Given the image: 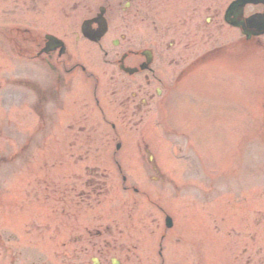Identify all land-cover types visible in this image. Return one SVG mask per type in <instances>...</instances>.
<instances>
[{"label":"rangeland","instance_id":"374dc122","mask_svg":"<svg viewBox=\"0 0 264 264\" xmlns=\"http://www.w3.org/2000/svg\"><path fill=\"white\" fill-rule=\"evenodd\" d=\"M203 3L205 7L200 6ZM214 4L198 0L196 5L203 12L194 17L200 14L206 20V10ZM49 9L48 14L53 8ZM38 10L42 15L44 8ZM36 18L33 24L41 25ZM3 20L0 18V24ZM153 20L147 22L150 27ZM138 21L129 22V46L153 41L142 34ZM115 37L112 34L105 44L112 46ZM228 38L225 32L220 41ZM191 39L194 49L205 48L200 33L194 31ZM67 40L73 52L97 47L83 40L77 43L73 36ZM166 40L170 39L162 41ZM226 63L216 62L222 68ZM259 63L263 69L264 60ZM0 65L13 69L1 55ZM250 71V62L244 60L237 79L217 86L225 95L242 99V108L223 109V105L213 117L205 114L211 106L205 105V78L201 77L197 82L203 93L195 87L188 90L186 81L160 116L154 110L146 115L142 134L122 135L119 158L127 165L128 184L138 185L140 193L125 191L117 168L108 163L114 135L97 134L92 140L84 135L64 136V158L74 152L90 159L93 169L53 168L48 160L59 158L63 144L61 135L52 133L67 126L64 114L55 122L40 121L26 111L27 105H20L26 97L11 94L7 79L0 76V264H91L95 250L90 242L98 240L97 230L105 232L108 225L113 236L104 233L102 239L114 242V253L123 264H264V115L258 113L254 118L246 111L249 103L245 98H251L253 104V88L259 86L253 75H246ZM258 103L263 110V104ZM37 125L52 128L34 135L33 151L27 154L32 130L18 135L16 126L29 129ZM144 140L158 160L157 170L140 163L146 158L143 152L140 157L138 150ZM26 159H32L30 169ZM47 163L50 168H42ZM45 174L49 177L44 181ZM164 212L172 214L175 222L168 230Z\"/></svg>","mask_w":264,"mask_h":264},{"label":"flooded vegetation","instance_id":"af4514ba","mask_svg":"<svg viewBox=\"0 0 264 264\" xmlns=\"http://www.w3.org/2000/svg\"><path fill=\"white\" fill-rule=\"evenodd\" d=\"M192 2V0H0V18L6 22L0 25V37L11 42L10 51L18 52L32 62L35 61L41 70L39 78L42 83L39 85L35 86L28 78L15 79L14 83L36 88L39 102L56 93L57 107L64 110L66 96L63 92L70 91L77 78L81 82V91L73 102L78 115L69 121L66 127L68 133L79 137L84 135L85 139L90 140L97 134L116 137L132 132L141 134L145 129L146 115L154 109L160 116L171 95L189 73L183 71L187 66L190 72L203 66L201 75L204 69L206 75L211 69L206 67L205 60L211 55H220L229 49L234 53H241L243 50L253 53L256 45L264 49V36H253L248 39L238 28L225 22L224 14L222 15L225 9L209 8L211 16L208 22L204 23L202 17L198 18L196 30L201 32L206 42L212 43V46L196 57H188L193 52L191 38L194 14L199 10L198 7H193ZM66 6L71 7L73 13L79 10L78 14L68 15L69 18H73L71 26H64ZM97 6L105 7L104 16L108 22V32L93 51L91 49L83 51L80 48L79 52L71 53L68 48L59 45L58 40L55 43L47 39L49 34L59 38H69L73 35L78 41L80 38L86 39L81 32L82 9L85 10L86 16L83 20L91 19L99 13V9L96 10ZM38 7H55L57 14L42 15V19L49 23L39 29L18 23L32 17L34 10L38 12L36 10ZM263 8L262 5L254 6L252 12ZM135 18L141 22L142 34L152 39L153 45H128L129 22ZM151 18H154L152 21L154 24L152 29H148L145 21ZM92 26L97 28L96 23ZM226 27L232 33V41L218 43L217 35ZM112 34L117 37L111 40L112 46H108L105 42ZM164 38H170V41H162ZM232 43L235 46H231ZM200 58L201 63L193 64V61ZM149 62L150 65H147ZM168 66L171 69H168ZM42 106L38 103L36 108ZM101 119L108 126H103ZM145 149L148 150L147 146ZM144 160L149 166L156 165L154 159ZM87 161L80 156L73 159L69 165L80 166ZM113 232L112 226L108 225L105 232L97 230L98 240L90 242L101 264H111L116 248L112 240L102 237L104 233L113 236ZM114 240L118 242L117 239ZM119 264H123L122 260Z\"/></svg>","mask_w":264,"mask_h":264},{"label":"water","instance_id":"95a60500","mask_svg":"<svg viewBox=\"0 0 264 264\" xmlns=\"http://www.w3.org/2000/svg\"><path fill=\"white\" fill-rule=\"evenodd\" d=\"M250 1H253V0H241L240 3L242 5H244L245 3L250 2ZM251 20H254V22H252V26L254 24L259 29V31H261V32L264 31V15L260 16L259 18L251 19ZM251 20L249 19L250 22H251ZM168 224L170 226L172 224V220L170 218H168Z\"/></svg>","mask_w":264,"mask_h":264}]
</instances>
